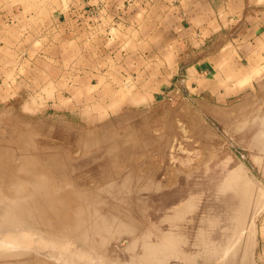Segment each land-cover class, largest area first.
I'll use <instances>...</instances> for the list:
<instances>
[{
	"label": "rangeland",
	"instance_id": "rangeland-1",
	"mask_svg": "<svg viewBox=\"0 0 264 264\" xmlns=\"http://www.w3.org/2000/svg\"><path fill=\"white\" fill-rule=\"evenodd\" d=\"M154 2L0 0L11 27L0 42V151H15L16 162L26 153L44 164L58 158L53 168L69 200L51 203L44 179L13 193L6 187L19 176L9 181L1 169L0 264L40 256L54 264H151L155 251L146 246L173 238L165 252L179 256L161 264H220L226 251L224 263L245 264L252 253L247 264H264V66L248 72L228 63L224 79L205 85L211 92L186 83L174 48L154 46L159 33L166 37L153 33ZM222 86L224 94L215 93ZM240 167L254 190L230 180ZM234 218L247 224L235 230Z\"/></svg>",
	"mask_w": 264,
	"mask_h": 264
},
{
	"label": "crops",
	"instance_id": "crops-1",
	"mask_svg": "<svg viewBox=\"0 0 264 264\" xmlns=\"http://www.w3.org/2000/svg\"><path fill=\"white\" fill-rule=\"evenodd\" d=\"M175 1L154 2V16L159 22H155L153 33L164 31L167 37L159 33L154 46L160 50L166 44L174 48L179 63H184L180 68L186 83L211 92L214 86L205 85L222 79L230 69L228 63L248 72L264 66V0ZM6 27L11 28L3 23L0 13V42ZM222 87L215 93L224 94Z\"/></svg>",
	"mask_w": 264,
	"mask_h": 264
},
{
	"label": "bare ground",
	"instance_id": "bare-ground-1",
	"mask_svg": "<svg viewBox=\"0 0 264 264\" xmlns=\"http://www.w3.org/2000/svg\"><path fill=\"white\" fill-rule=\"evenodd\" d=\"M249 104V103H248ZM260 111V110H259ZM255 119V118H254ZM251 121V120H250ZM235 123V122H234ZM251 124V123H250ZM232 125V124H231ZM248 125V124H247ZM232 127L233 126H231L230 127V129H232ZM240 127V126H239ZM243 127V126H242ZM246 127V126H245ZM235 128H238V127H235ZM244 128V127H243ZM240 129V128H239ZM234 132H236V131H234ZM20 133L22 134V131L20 130ZM229 133H231V132H229ZM261 133V132H260ZM234 134V133H233ZM263 135H264V132L262 133ZM22 136V135H21ZM233 136V135H232ZM260 137H263L264 138V136H260ZM261 139V138H260ZM263 140V139H262ZM2 143V142H1ZM1 145V144H0ZM2 146V145H1ZM8 146H9V144H8ZM5 147V146H4ZM11 147V146H10ZM9 147V148H10ZM3 148V147H2ZM8 147L7 148H5V149H9ZM1 149V148H0ZM11 149V148H10ZM24 149V148H23ZM26 149V148H25ZM25 149L24 150H22V148H20L19 150H22V151H24V153H25ZM2 150V149H1ZM4 150V149H3ZM11 150H13V149H11ZM11 150H9V152L11 151ZM18 150V151H19ZM5 151V150H4ZM26 151H27V149H26ZM263 151H264V149H263ZM6 152V154H8L7 156H5L4 154H3V151H0V170L2 169V172H3V170H5L6 169V171H7V173H6V171L4 172L5 173V175H6V177L8 176V180L10 179L11 180V178L12 177H14V176H19V181L17 182V183H15L14 185H13V187H6V188H8L10 191H12L13 193H17V192H19V191H21L22 189L23 190H25V189H30L31 187H34L35 186V182H38V181H40L41 179H44V180H48L49 182H50V184H51V186H50V190L48 191V193L51 191V193H52V195L50 196V201H52L51 203H53V204H64V203H66V202H68L69 200L68 199H66L67 197V195H66V193L64 192V191H66V188L64 187V181H62V180H60V181H58V175L56 174V172H55V169L53 168L54 167V162H57V163H59L60 161H58L57 159L58 158H56V159H54L53 160V162H51L50 164H44V163H41L40 161L38 162L37 161V158H36V156H35V158H32V156L31 157H29V156H27V153H26V156H23L22 154V160H20V162H16V161H14V153H15V151H14V153L12 152V154L13 155H9V154H11V153H8L7 152V150L5 151ZM20 153H22L21 151H19ZM210 154V153H209ZM10 156V157H9ZM7 157H8V159H7ZM209 157V156H208ZM261 157V156H260ZM206 158V157H205ZM214 158V157H213ZM257 159V158H256ZM39 160V159H38ZM205 160V159H204ZM258 160V159H257ZM259 161V160H258ZM260 161H262V160H260ZM206 162V161H205ZM256 162V161H255ZM258 163V162H257ZM262 163V162H261ZM259 165H261V164H259ZM10 167V168H9ZM238 167V166H237ZM9 168V169H8ZM196 169V168H195ZM194 169V170H195ZM231 173V172H230ZM245 173H247V172H244V169L242 168V167H240L239 169H237L236 171L234 170V172L233 173H231L230 174V176H229V178H230V180L232 181V182H237L238 184L239 183H241L242 185H245V186H243V188L245 187V189H247L248 191H250L251 189H253L254 190V187L255 186H253L254 184L252 183V181H251V179L250 178H248V176H246V174ZM9 175H10V177H9ZM1 176V175H0ZM3 176V175H2ZM229 178L227 179V180H229ZM7 180V181H8ZM9 180V181H10ZM226 180V181H227ZM228 182V181H227ZM234 183H232V184H234ZM9 184V183H8ZM238 184H236L237 185V187L240 185H238ZM7 185V184H6ZM67 186V185H66ZM74 187V186H73ZM73 187H71V185H70V188H69V192H70V189L71 190H73V189H75V187L73 188ZM225 187H226V185H225ZM234 187V186H233ZM232 186H231V188H233ZM242 188V186H239L238 187V190H236L235 188H233V189H235L236 190V192L235 193H237L238 191H239V188ZM65 188V190L63 191V189ZM73 188V189H72ZM228 188H230L229 186H228ZM242 188V189H243ZM261 188V187H260ZM259 189V188H258ZM262 189V188H261ZM5 190H7V189H5ZM22 190V191H23ZM78 189H76V190H74V191H77ZM241 190V189H240ZM245 191V192H248V191ZM263 190V189H262ZM61 191H63V193H61ZM74 191H73V194H75L74 193ZM242 191V190H241ZM252 191V190H251ZM260 191V189L258 190V192ZM67 192V191H66ZM234 192V191H233ZM240 192V191H239ZM239 192H238V194H239ZM244 192V191H243ZM244 192V194L245 195H248V196H250V197H253L252 195V193H254V192H249L248 194L247 193H245ZM242 193V192H241ZM241 193H240V196H243V195H241ZM250 193H251V195H250ZM260 193V192H259ZM70 194V193H69ZM243 194V193H242ZM263 194V193H262ZM247 196V197H248ZM261 196V195H260ZM246 197V198H247ZM237 198H238V196H237ZM242 198V197H241ZM240 198V199H241ZM244 199L246 202H248V198L247 199ZM256 198H257V196H256ZM260 198H262V197H260ZM264 198V197H263ZM70 200L72 199V198H69ZM75 199V198H74ZM253 199V198H252ZM251 199V200H252ZM258 199H259V197H258ZM251 200L249 199V202H248V204H250V202H251ZM74 201V200H73ZM72 201V202H73ZM241 202H242V199L240 200ZM239 201V202H240ZM71 202V203H72ZM78 202V201H77ZM257 202H258V200H257ZM261 202V201H260ZM190 203V202H189ZM262 203H263V199H262ZM69 204V203H68ZM73 204V203H72ZM71 204V205H72ZM76 204V203H75ZM184 204V203H183ZM245 204V203H244ZM243 204V205H244ZM251 204H252V202H251ZM250 204V205H251ZM255 204H256V202H255ZM70 205V204H69ZM71 205H70V208H71ZM192 205V204H191ZM240 205V204H239ZM242 205V204H241ZM242 205V206H243ZM264 205V204H263ZM73 207V206H72ZM236 207V206H235ZM245 207V206H244ZM244 207H241L240 206V208H239V206H238V208L240 209V210H238L239 212L238 213H243V212H241L242 211V209H244ZM259 207V206H258ZM260 207H262V206H260ZM259 207V208H260ZM242 208V209H241ZM176 209H177V207H176ZM233 209V208H232ZM235 209V208H234ZM233 209V210H234ZM249 209V210H248ZM253 209V208H252ZM258 208H256V210H257ZM260 209H262V208H260ZM259 209V210H260ZM49 210V209H48ZM173 210H175V209H173ZM179 210V209H178ZM245 210H246V208H245ZM247 210L250 212V207L248 208L247 207ZM244 211V210H243ZM258 211V210H257ZM43 213H44V210L42 211ZM175 212V211H174ZM231 212V211H230ZM255 212V211H254ZM43 213H41V214H43ZM70 213V212H69ZM246 214H247V211L245 212ZM71 215V214H70ZM235 215H236V213H235ZM235 215L233 216V213H232V215H231V217H235ZM241 215V214H240ZM240 215L238 216V214H237V216H238V219L237 220H239L240 221V219H241V217H240ZM244 215V217H245V214H243ZM243 215H241L242 217H243ZM249 214H247V216H248ZM65 217H67V216H64V219H68V217L67 218H65ZM71 217V216H70ZM231 217H230V219H231ZM252 217V216H251ZM240 218V219H239ZM166 219V218H165ZM209 219V218H208ZM212 219V218H211ZM235 219V218H234ZM234 220V222H235V224H234V228H236L235 226L237 225L236 223H238V225H240V227L241 226H243L244 225V223H242L243 222V219L244 218H242V222H241V224H243V225H241L240 224V222H237V220ZM246 219H247V217H246ZM245 219V221H246V223H245V225L247 224V220ZM251 219V218H250ZM219 220V219H218ZM227 221H229V218H228V220ZM60 222V221H59ZM224 222V221H223ZM231 222V221H230ZM234 222H232L231 223V225H233V223ZM253 222V221H252ZM252 222H251V224H252ZM25 223V222H24ZM222 223V222H221ZM228 223V222H227ZM254 223V222H253ZM220 224V223H219ZM223 224V223H222ZM67 225H68V223H64V225H62V226H64V228H65V226L67 227ZM225 225V224H224ZM228 225H229V223H228ZM231 225H229V226H231ZM244 225V226H245ZM253 225V224H252ZM251 225V226H252ZM243 226V227H244ZM254 226V225H253ZM252 226V228L253 229H255V227H253ZM23 227H26V226H24V224H23ZM207 227H209L208 225H207ZM239 227V226H238ZM238 228V229H240L241 230V232H239L240 234H242V236H243V234H244V232H245V229L244 228ZM249 227V231L247 232L248 233V235L245 237L246 239H248V236H249V238H250V234H253V233H249V232H252V228H250V226H248ZM63 229V228H62ZM160 229V228H159ZM228 229H230V228H228ZM243 229H244V231H243ZM29 230H31V229H29ZM33 230V229H32ZM67 230H69V228L67 229ZM226 230H227V228H226ZM233 231H234V229H232ZM235 230H237V228L235 229ZM239 230V231H240ZM231 231V230H230ZM242 231H243V233H242ZM7 232V229L3 226V225H0V233H6ZM54 232V231H53ZM154 232V231H153ZM237 231H235L234 233H232L231 235H238L239 236V234H237L236 233ZM254 233H255V230L253 231ZM68 233V232H67ZM76 233V232H75ZM160 233V232H159ZM225 233V232H224ZM236 233V234H235ZM77 235V234H76ZM116 235V234H115ZM157 235V234H156ZM225 235V234H224ZM255 235V234H254ZM52 236H54L53 235V233H52ZM98 236V235H97ZM226 236V235H225ZM236 236L238 239H240L239 237L241 236ZM242 236H241V238H242ZM4 237V236H3ZM115 237V236H114ZM201 237V236H200ZM222 237V236H221ZM234 237V236H233ZM236 237H234V238H236ZM72 238V237H71ZM227 239H228V237H226ZM232 238V236H230V239ZM232 239V241H231V244L233 243V242H235L236 243V245L233 243L232 245H234V247L235 248H237V246H239V243L238 242H240V240H238L237 238L236 239ZM255 238V237H254ZM13 239V238H12ZM15 239V238H14ZM52 239H54V238H52ZM64 239H65V237H64ZM68 238H66V240H67ZM85 239V238H84ZM115 239V238H114ZM113 239V240H114ZM150 239V238H149ZM256 239V238H255ZM255 239H254V241H255ZM55 240V239H54ZM95 240V239H94ZM161 240H162V238H161ZM229 240H227V242H229ZM235 240V241H234ZM238 240V241H237ZM242 240H243V238H242ZM1 241V240H0ZM48 241V240H47ZM59 241V240H58ZM171 241L173 242V244H174V238L173 239H171ZM170 241V242H171ZM175 241H176V239H175ZM216 241V240H215ZM214 241V242H215ZM5 242V241H4ZM3 242V243H4ZM12 242V241H11ZM62 242V241H61ZM160 242V241H159ZM158 242V244H160ZM170 242H169V240L167 241V242H163V243H161V245H154V243H150L148 246H146V248H145V250H150V251H155V252H153L154 254H151L149 257H150V261H147V262H150L151 264H161V263H163V261H164V263L167 261L166 259H170V258H168V257H174L175 255H178L179 256V252H176L175 251V249H174V251H173V249H172V253L171 254H169L168 252L166 253L165 252V249H166V251H167V249L168 248H170V246H169V244H170ZM217 242V241H216ZM245 242V241H244ZM2 243V244H3ZM7 243V246L9 245V244H11V243H8V242H5L4 244H6ZM14 243V242H13ZM66 243H68V241L66 242ZM169 243V244H168ZM201 243H203V242H201ZM209 243H213V242H209ZM230 243V242H229ZM238 243V244H237ZM240 243H242V242H240ZM246 243H248V242H246ZM254 242H252V244H253ZM16 244V243H15ZM34 244V243H33ZM69 244H71V243H69ZM137 244V243H136ZM183 244V243H182ZM227 245L226 246H228L227 247V249L226 250H228V248H231L232 246L231 245H228V243H226ZM46 245H48V244H46ZM57 245V244H56ZM172 245V244H171ZM199 245V244H198ZM197 245V246H198ZM201 245H203V244H201ZM221 245V244H220ZM224 245V244H223ZM250 245V244H249ZM34 246V245H33ZM50 246V245H49ZM59 246H61V245H59ZM69 247H70V245H68ZM176 246V245H175ZM174 246V247H175ZM196 246V247H197ZM200 246V245H199ZM225 246V247H226ZM230 246V247H229ZM247 246H248V244H247ZM48 247V246H47ZM68 247V248H69ZM172 247V246H171ZM207 248H208V246H206ZM214 247V246H213ZM239 247H241V246H239ZM238 247V248H239ZM253 247V245L251 246V248ZM255 247V246H254ZM254 247H253V249H254ZM71 248V247H70ZM176 248V247H175ZM202 248H204V246L202 247ZM210 248V247H209ZM215 248V247H214ZM217 248V247H216ZM224 248V247H223ZM223 248H221V250L223 249ZM233 248V247H232ZM230 249V250H232L231 252H234L233 251V249ZM234 248V249H235ZM237 248V249H238ZM244 248H247L246 246L244 247ZM55 249V248H54ZM154 249H158V250H154ZM199 249V248H198ZM213 249V248H212ZM240 249V248H239ZM250 249V248H249ZM248 249V250H249ZM58 250V249H57ZM207 250V249H206ZM215 250V249H214ZM225 250V251H226ZM32 251V250H31ZM62 251V250H61ZM72 251V250H71ZM211 251V250H210ZM237 250H235V252H236ZM244 251V250H243ZM252 252L254 251V250H251ZM29 252V251H28ZM63 252V251H62ZM65 252V251H64ZM174 252H176V253H174ZM207 252V251H206ZM221 252H223V254H224V251L222 250ZM227 253H229L230 251H226ZM245 253L247 252V249L244 251ZM244 252H242V254H244ZM31 253V252H30ZM30 253L27 255V256H29L30 255ZM33 253H35V252H32V254ZM144 253H146V252H144ZM150 253V252H149ZM203 253V252H202ZM216 253V252H215ZM227 253H225V255L226 256H228V254ZM238 253H240L239 252V250H238ZM254 253V252H253ZM31 254V255H32ZM39 254V253H38ZM65 254H67V253H65ZM175 254V255H174ZM181 254V253H180ZM190 254V253H189ZM214 254V253H213ZM218 254H220V252L218 253ZM248 254V253H247ZM246 254V256L247 257H245L246 259V261H245V264H247V262H252L254 259H250L249 261H247L248 260V255L250 256V255H252V253L251 254H248L247 255ZM30 255V257H32ZM34 255V254H33ZM63 255V254H62ZM72 255V254H71ZM80 255V254H79ZM82 255H84V253L82 254ZM142 255V254H141ZM205 255V254H204ZM225 255H223V257H224V259H225ZM230 255H231V253H230ZM229 255V256H230ZM234 255H236L235 257H237L238 255L235 253ZM19 256H21V255H19ZM36 256V255H35ZM35 256H34V258H35ZM67 256V255H66ZM70 256V255H69ZM147 256H148V253H146L145 255H144V258H143V260H145L146 261V258H147ZM218 256V255H217ZM219 256H221V255H219ZM232 256H233V253H232ZM21 257H23V256H21ZM68 257V256H67ZM82 257V256H81ZM134 257V256H133ZM132 257V258H133ZM136 257V256H135ZM134 257V258H135ZM143 257V256H142ZM141 257V258H142ZM182 257V256H181ZM214 257V256H213ZM223 257L222 258H220V264L222 263V264H226L227 263V260L225 261L226 263H224L223 262ZM244 257V256H243ZM33 258V259H34ZM42 257L40 256V259L39 258H35V260H31L30 258H29V260H31V261H33L32 263H31V261L30 262H28V261H24L25 262V264H28V263H30V264H54V263H52L51 261H48V260H46V259H41ZM64 258H65V255H64ZM76 258V257H75ZM80 258V257H79ZM139 258V257H138ZM184 258V257H183ZM189 258V257H188ZM194 258V257H193ZM205 258H206V256H205ZM217 258V257H216ZM230 258V257H229ZM233 258V257H232ZM232 258H230V259H228V260H230V261H232ZM70 259H71V257H70ZM186 259V258H185ZM192 261H187L186 260V262H185V264H192V263H195L196 264V262H195V259L193 260L192 258H190ZM26 260V259H25ZM75 260V259H74ZM243 260H244V258H243ZM252 260V261H251ZM87 261V260H86ZM194 261V262H193ZM203 261H204V259H203ZM229 261V262H230ZM234 261H236V258L234 259ZM233 261V262H234ZM23 262V261H22ZM22 262H20L19 261V264L21 263L22 264ZM24 262H23V264H24ZM54 262V261H53ZM68 262H69V260H68ZM77 262V261H76ZM85 262V261H84ZM131 262V261H130ZM133 262V261H132ZM131 262V263H132ZM139 262V261H138ZM137 262V263H138ZM142 263L144 262V261H141ZM141 262H139L138 264H140ZM207 262V261H206ZM213 263H214V261H212ZM218 262V261H217ZM249 262V263H250ZM1 263V262H0ZM4 263V262H3ZM8 263V262H7ZM70 263H72V261L70 262ZM135 263V262H134ZM137 263H135V264H137ZM141 263V264H142ZM216 263V262H215ZM237 263V262H236ZM236 263H234V264H236ZM243 263V262H242ZM10 264H12V263H10ZM16 264V263H15ZM77 264V263H76ZM145 264V263H144ZM184 264V263H183ZM198 264V263H197ZM210 264H212V263H210ZM227 264H229V263H227ZM231 264V263H230ZM233 264V263H232ZM238 264V263H237ZM241 264V263H240ZM253 264H255V263H253Z\"/></svg>",
	"mask_w": 264,
	"mask_h": 264
}]
</instances>
